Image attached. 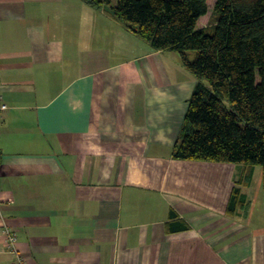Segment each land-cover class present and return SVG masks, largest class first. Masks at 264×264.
I'll return each mask as SVG.
<instances>
[{
  "label": "crops",
  "instance_id": "0c3cea01",
  "mask_svg": "<svg viewBox=\"0 0 264 264\" xmlns=\"http://www.w3.org/2000/svg\"><path fill=\"white\" fill-rule=\"evenodd\" d=\"M195 83L104 7L0 0V264L6 228L27 264H264L255 168L173 156Z\"/></svg>",
  "mask_w": 264,
  "mask_h": 264
},
{
  "label": "trees",
  "instance_id": "16d2710c",
  "mask_svg": "<svg viewBox=\"0 0 264 264\" xmlns=\"http://www.w3.org/2000/svg\"><path fill=\"white\" fill-rule=\"evenodd\" d=\"M82 1L106 8L153 48L177 52L195 77L175 158L248 165L246 182L261 165L264 180V0H215L205 28L197 24L208 0Z\"/></svg>",
  "mask_w": 264,
  "mask_h": 264
},
{
  "label": "built area",
  "instance_id": "2783aa9c",
  "mask_svg": "<svg viewBox=\"0 0 264 264\" xmlns=\"http://www.w3.org/2000/svg\"><path fill=\"white\" fill-rule=\"evenodd\" d=\"M7 109V105L0 101V113ZM5 234V247L8 253L12 255L15 264H27L26 259L21 255L18 250L17 237L13 230L6 228L4 229Z\"/></svg>",
  "mask_w": 264,
  "mask_h": 264
},
{
  "label": "rangeland",
  "instance_id": "374dc122",
  "mask_svg": "<svg viewBox=\"0 0 264 264\" xmlns=\"http://www.w3.org/2000/svg\"><path fill=\"white\" fill-rule=\"evenodd\" d=\"M209 12L202 20V25L209 26L214 19V13L212 12V7L210 6L211 1H209ZM196 53L195 50L190 51V55L194 56ZM255 168V172L253 174V181H252V189L250 190L253 195L261 194L262 192V186H263V172H262V166L261 165H253Z\"/></svg>",
  "mask_w": 264,
  "mask_h": 264
}]
</instances>
